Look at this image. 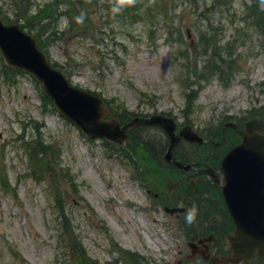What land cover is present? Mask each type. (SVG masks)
<instances>
[{"label":"rangeland","instance_id":"obj_1","mask_svg":"<svg viewBox=\"0 0 264 264\" xmlns=\"http://www.w3.org/2000/svg\"><path fill=\"white\" fill-rule=\"evenodd\" d=\"M32 1V9H37L49 0ZM210 1L191 0L190 8L186 0H173L150 13L145 0H100L78 31L69 30L64 19L58 21L59 29L47 45L50 60L60 65L72 86L104 101L116 99L131 112L164 113L177 128L189 125L205 134L225 122V116L245 122L250 119L246 112L264 113L263 39L254 27L240 26L249 0H228L229 6L199 15ZM0 5L8 17L14 16L17 9L8 6V0H0ZM202 36H214L218 46L241 38L246 43L241 48L231 45L241 58L231 82L224 87L210 78L198 91L192 85L188 90L195 95L186 106L183 86L185 93L196 83L186 66L202 67ZM2 65L0 58V175L7 183L5 191L0 185V264H77L83 258L91 264H124L127 252L149 264H203L188 256L187 232L192 228H186V215L162 209L172 178L131 147L122 150L86 139L50 105L42 104L30 76L6 77ZM36 134L58 149L64 168L60 174L66 178L35 181L29 176L21 144ZM141 136L164 138L154 127ZM115 151L118 156L112 157ZM200 167L191 166L189 172ZM202 168L193 180H200ZM189 182L186 199L199 200L200 206L216 200L210 184H197L199 193L193 195ZM175 202L181 205L176 197Z\"/></svg>","mask_w":264,"mask_h":264},{"label":"water","instance_id":"obj_2","mask_svg":"<svg viewBox=\"0 0 264 264\" xmlns=\"http://www.w3.org/2000/svg\"><path fill=\"white\" fill-rule=\"evenodd\" d=\"M0 52L7 65L16 70H24L33 75L42 84L44 93L53 101L59 114L81 130L86 137L104 138L109 142L122 145L128 138V131L137 124L158 125L164 129L169 137V145L165 153V160L174 162L171 149L180 138L189 143L201 144L202 139L188 126L174 133L175 124L171 119L152 115L147 119H133L121 128L116 119L101 106L102 101L86 92L72 88L63 76L49 66L44 54L37 48L35 40L19 30L15 25L4 26L0 21ZM109 120H103V117ZM234 128V125L226 124L224 128ZM243 131L237 135L242 139L240 144L232 148L223 158L219 171L223 175L221 187L223 197L229 206V201L234 197V180L238 181L237 193L258 192L259 181L264 179V135H258L257 131L264 129L263 120L250 121L244 125ZM178 167L187 170L188 166L174 162ZM204 173L211 174L206 170ZM256 183H248L249 180ZM245 222V221H244ZM233 251L230 259H215L214 264L233 263L240 259L246 261L253 251H256L264 259V224L237 223L236 232L227 237ZM209 241V240H206ZM207 251L204 246L198 253L203 256ZM196 253L192 251V255Z\"/></svg>","mask_w":264,"mask_h":264},{"label":"trees","instance_id":"obj_3","mask_svg":"<svg viewBox=\"0 0 264 264\" xmlns=\"http://www.w3.org/2000/svg\"><path fill=\"white\" fill-rule=\"evenodd\" d=\"M100 0H49L45 2L40 8L32 9L33 1L32 0H8V6L11 5L15 10L13 17H8L3 11L2 6L0 5V15L2 16L5 22H14L19 25L20 28L31 33L37 41L38 47L48 55L47 45L51 42V37L55 35L58 31V21L64 19L68 25L69 30L78 31L79 28H82L86 25L89 17L90 8L96 6ZM106 2L114 0H105ZM173 0H145V5L148 11L158 12V9H161V5H168ZM250 6L244 11V28L245 27H254L256 32L260 35L262 40V46L264 47V7L261 8V5L264 4V0H249ZM191 8V0H186ZM142 4V3H141ZM229 5L228 0H211L207 5L204 6L202 11L198 13L199 15L208 16L204 14L205 12H210L215 7H226ZM210 7L209 10H205ZM193 12L191 14H194ZM207 19V18H205ZM53 27L47 32L51 26ZM238 35V34H237ZM246 38H241L240 42H235V44L240 48L245 45ZM218 41L212 36L211 39H207L202 36L199 40L200 48H203L202 56H204L203 65L199 69L195 66H192L189 63L191 69V74L196 78V85L199 86L209 81L210 78H218L221 82L226 83L229 79V76H233L239 67L240 56L231 51L233 42H228L225 45L221 44L218 46ZM186 60V59H185ZM196 63V60H193ZM52 67L59 68L60 66L51 62ZM4 74L9 76H16L21 73L14 72L11 69L4 68ZM36 84V83H35ZM39 97L42 104H46L52 107L50 100L42 93L40 87L36 84ZM195 95L194 91L185 92V105H189ZM106 104L111 107L113 113L122 121L125 122L134 116H140L138 113L130 112L122 104L116 103V99L106 101ZM253 114L264 116L261 111L252 112ZM146 127L136 128L130 140L122 148V150L130 148L133 152H137L138 155L143 156L147 160H150L157 164L159 167L164 169L162 163V155L165 148V140H156L152 138L145 139L141 136ZM146 135V134H144ZM214 138V137H213ZM219 138V131H218ZM209 147V146H208ZM197 148V147H194ZM22 149L25 153L27 159V164L29 166L30 175L36 181L45 180L50 178V180H55L59 177L60 172L64 171V168L60 162V152L58 149L51 143L45 142L43 138L36 134L27 142H22ZM121 150V151H122ZM210 150V151H209ZM203 153H196L194 155L188 156L187 154L182 155L180 153L179 147L174 148L173 154L175 158L180 159L183 162H203L206 161L209 164L212 163V157L215 156L217 161L222 155L219 149H209ZM187 155V156H186ZM195 156V157H194ZM160 169V168H159ZM161 171V170H160ZM46 173H50L49 176H46ZM65 173V172H64ZM55 174V175H53ZM62 177H65V174H61ZM2 183L7 188V183L5 178L2 176ZM55 200L57 206L61 202L59 196L55 195ZM58 212L63 220H65L64 209L59 208ZM121 253L120 250H117ZM123 255V254H122ZM129 253H126V257ZM124 258V256H123ZM125 259V258H124ZM130 261H126L127 264H145L142 258L138 257L135 254L129 255ZM77 264H91L87 262L84 258L79 259Z\"/></svg>","mask_w":264,"mask_h":264},{"label":"flooded vegetation","instance_id":"obj_4","mask_svg":"<svg viewBox=\"0 0 264 264\" xmlns=\"http://www.w3.org/2000/svg\"><path fill=\"white\" fill-rule=\"evenodd\" d=\"M213 168L216 171L218 166ZM213 178L217 180L218 185L221 184L220 175L213 176ZM203 179H205V177ZM200 180H202L201 177ZM182 181L184 182V179ZM214 189L216 192V198H215L216 200L212 201L213 213H212V218L210 217L211 222L208 225L209 232H211L214 235V240L210 245V253L211 256H229L230 253L227 251V246L225 244L224 237L226 234L232 233L234 231V221L231 215L229 214V212L227 213L226 211L227 208L221 196L219 187H214ZM170 190L171 189L169 188V191ZM254 261L257 262L255 263ZM249 262L250 264H264V262L258 257H253V259Z\"/></svg>","mask_w":264,"mask_h":264},{"label":"clouds","instance_id":"obj_5","mask_svg":"<svg viewBox=\"0 0 264 264\" xmlns=\"http://www.w3.org/2000/svg\"><path fill=\"white\" fill-rule=\"evenodd\" d=\"M196 214H197L196 207L195 206L191 207L186 213V216H185L186 222L191 224L195 220Z\"/></svg>","mask_w":264,"mask_h":264},{"label":"bare ground","instance_id":"obj_6","mask_svg":"<svg viewBox=\"0 0 264 264\" xmlns=\"http://www.w3.org/2000/svg\"><path fill=\"white\" fill-rule=\"evenodd\" d=\"M148 244H150V242H148Z\"/></svg>","mask_w":264,"mask_h":264}]
</instances>
